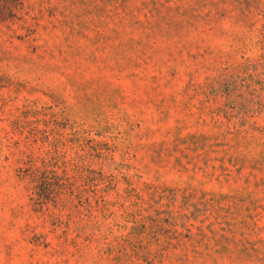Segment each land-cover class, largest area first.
<instances>
[{"label": "rangeland", "instance_id": "374dc122", "mask_svg": "<svg viewBox=\"0 0 264 264\" xmlns=\"http://www.w3.org/2000/svg\"><path fill=\"white\" fill-rule=\"evenodd\" d=\"M0 264H264V0H0Z\"/></svg>", "mask_w": 264, "mask_h": 264}]
</instances>
